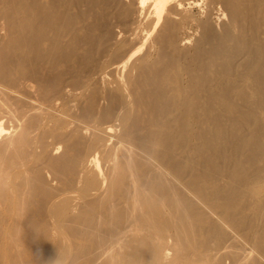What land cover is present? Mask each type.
I'll list each match as a JSON object with an SVG mask.
<instances>
[{
    "label": "bare ground",
    "instance_id": "bare-ground-1",
    "mask_svg": "<svg viewBox=\"0 0 264 264\" xmlns=\"http://www.w3.org/2000/svg\"><path fill=\"white\" fill-rule=\"evenodd\" d=\"M0 264H264V0H0Z\"/></svg>",
    "mask_w": 264,
    "mask_h": 264
}]
</instances>
